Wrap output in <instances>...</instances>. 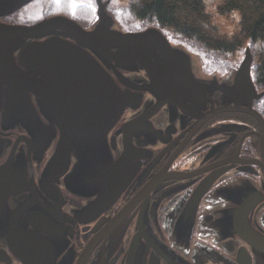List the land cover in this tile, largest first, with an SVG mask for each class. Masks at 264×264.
Listing matches in <instances>:
<instances>
[{"label": "water", "instance_id": "95a60500", "mask_svg": "<svg viewBox=\"0 0 264 264\" xmlns=\"http://www.w3.org/2000/svg\"><path fill=\"white\" fill-rule=\"evenodd\" d=\"M31 1L0 0V159L11 146V130L23 129L31 135L22 138L27 146L33 140L34 145L43 144L45 148L53 145L58 131L54 152L40 180L42 190L55 189L56 193H46L43 198L34 191V186L26 183L25 169L18 158L24 160L23 152L11 151L0 165V235L10 238L8 246L15 243L20 264H73L70 218L104 212L116 198L122 187L112 192L110 187L116 186L107 184L108 173L113 178L129 173L131 158L129 161L127 156L134 147L132 135H155L152 117L162 106L183 109L186 100H191L197 107L204 99L205 86L218 88L225 96L251 100L263 97L264 90L259 92L254 84L249 46L238 67L230 68L222 77L214 73L204 78L195 72L194 54L181 43L173 44L158 28L124 29L108 8L111 0H95L96 18L87 27L62 15L32 24L1 20ZM141 82L146 85L142 90L151 92L155 101L122 125L125 152L117 160H107V135L126 110L141 107L143 95L132 91L134 84ZM185 84L193 85L191 98L162 97L176 85L180 88ZM252 113L264 126L258 112ZM38 114L49 119L46 132ZM111 140L114 143L115 137ZM72 159L76 162H72L64 186L71 193L88 191L84 195L88 202L72 210L73 217L62 210V204L47 200H63L54 182L68 171ZM92 189L96 195L89 192ZM196 191L199 197L204 192L201 188ZM187 206L193 215L192 224L197 202L191 200ZM150 215L142 210L127 245L123 239L129 230V209L114 218L111 233L93 264H180L182 258L155 234L151 211Z\"/></svg>", "mask_w": 264, "mask_h": 264}, {"label": "flooded vegetation", "instance_id": "af4514ba", "mask_svg": "<svg viewBox=\"0 0 264 264\" xmlns=\"http://www.w3.org/2000/svg\"><path fill=\"white\" fill-rule=\"evenodd\" d=\"M52 15L75 20L73 14ZM1 20L15 23L8 16ZM94 21L82 26H90ZM134 86L132 91L141 93L143 102L135 110H126L107 135V160H117L125 152L126 134L121 132L122 125L129 123L136 113L141 114L145 105L148 107L152 100L155 101L151 92L142 90L146 87L144 82ZM183 87L185 91L179 92ZM205 88L204 99L197 107L191 100H186L183 109L178 105L162 106L152 117L155 135L141 132L132 135L134 147L127 156V160L131 158L129 173L116 178L108 173L107 184L116 186L110 190H117V193L122 187L116 198L110 200L104 212L69 220L75 249L73 264L96 263L101 247L111 233V222L126 209H129L131 219L123 244H128L137 218L145 209L150 217V211L154 214L152 227L155 234L182 258L180 264H264V126L252 113L258 112L264 119L259 110V102L264 96L251 100L246 96H225L218 88ZM193 93L192 84L180 88L176 85L174 91L164 92L162 97L188 99ZM38 117L43 132L49 130V119L42 114ZM10 135L11 146L7 155L0 159V165L11 151L13 154L23 152L24 160L18 158L25 169L26 183L33 185L34 191L41 193L43 198L46 193H56L55 189L42 190L40 180L54 152L58 131L53 145L46 148L43 144L34 145L33 140L27 146L22 138L32 137L23 129L11 130ZM112 137H115L114 143ZM72 162L76 161L72 159L68 171L54 182L63 194V200L47 198L56 205L62 204V210L70 215L72 210L77 211L80 205L88 202L84 196L87 190L74 192L80 194L76 195L64 186ZM197 188L204 191L200 197ZM89 192L97 194L95 189ZM191 200L197 202L192 224L193 215L187 206ZM190 227L192 231L187 236ZM9 240L0 235V264H20L17 246L15 243L8 246ZM166 263L162 261L161 264Z\"/></svg>", "mask_w": 264, "mask_h": 264}, {"label": "trees", "instance_id": "16d2710c", "mask_svg": "<svg viewBox=\"0 0 264 264\" xmlns=\"http://www.w3.org/2000/svg\"><path fill=\"white\" fill-rule=\"evenodd\" d=\"M60 2V1H59ZM123 8L113 10L124 29L158 28L166 36L199 46L208 55L238 63L247 46L252 54V77L259 91L264 90V0H111ZM73 14L75 21L87 25L96 18L91 8H76L52 0H33L15 15L29 22L40 13ZM239 17V19H237ZM26 18V21H24ZM264 117V97L259 102Z\"/></svg>", "mask_w": 264, "mask_h": 264}, {"label": "rangeland", "instance_id": "374dc122", "mask_svg": "<svg viewBox=\"0 0 264 264\" xmlns=\"http://www.w3.org/2000/svg\"><path fill=\"white\" fill-rule=\"evenodd\" d=\"M56 1L60 4H68L71 6V11H74L76 8H91L92 10L95 11V0H52ZM60 1V2H59ZM109 8L111 10L117 11L120 10L121 12H123V8L120 7L117 4H109ZM20 15H15L14 17H12V21H15L16 24H26V22H21V21H17L19 19ZM26 18H30L29 21H36L39 20L41 18H44L43 15H41L40 13H37L35 16H29ZM26 18H24V21H26ZM118 20L120 21V23L122 24L120 18L117 16ZM129 30V29H127ZM170 37V36H168ZM174 43H181L183 44L186 49L188 51H190L191 53L194 54V62H195V72L198 76L204 77V78H209L212 74L216 73L217 75H219L220 77H222V75H224L230 68H236L238 67V65L240 64V62L238 63H233L225 58H221L219 56H215V55H208L206 52H204L199 46H195V45H188L187 43H184L182 41H179L177 39H174L172 37H170ZM242 60V59H241Z\"/></svg>", "mask_w": 264, "mask_h": 264}, {"label": "snow or ice", "instance_id": "6c2138e0", "mask_svg": "<svg viewBox=\"0 0 264 264\" xmlns=\"http://www.w3.org/2000/svg\"><path fill=\"white\" fill-rule=\"evenodd\" d=\"M237 19H239V17H237Z\"/></svg>", "mask_w": 264, "mask_h": 264}]
</instances>
